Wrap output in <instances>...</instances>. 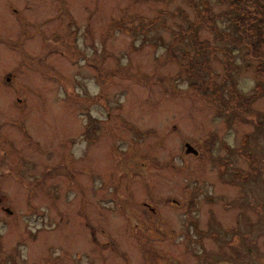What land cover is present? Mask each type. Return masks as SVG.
Segmentation results:
<instances>
[{
  "label": "rangeland",
  "instance_id": "obj_1",
  "mask_svg": "<svg viewBox=\"0 0 264 264\" xmlns=\"http://www.w3.org/2000/svg\"><path fill=\"white\" fill-rule=\"evenodd\" d=\"M249 1L0 0V264H264Z\"/></svg>",
  "mask_w": 264,
  "mask_h": 264
},
{
  "label": "flooded vegetation",
  "instance_id": "obj_2",
  "mask_svg": "<svg viewBox=\"0 0 264 264\" xmlns=\"http://www.w3.org/2000/svg\"><path fill=\"white\" fill-rule=\"evenodd\" d=\"M262 1H263L262 5L258 3L256 4L264 8V0ZM249 37L250 38L248 39H250V41L248 40V42H246L245 45L241 44L240 47H238L239 52H241V49L243 50L245 49L246 52H241L239 56L241 63L237 68L243 71L242 67L244 68L246 66L247 67L245 68L246 70H249V69L251 70V68L253 67L252 58L259 61L258 65L256 64L253 67V70L251 71L252 75H256V78L252 79L254 81L253 86H251L249 89L245 88L246 90H244L245 91L244 92V91H241L240 89L243 87L239 85L240 81L238 82L239 84H237L236 86L235 83L232 82L233 80L230 75L227 76V79H228L230 88L232 89L231 90L232 91L231 93L233 95L232 98L237 99L236 105H238L237 106L238 109H241V111H249V113H251V115L254 117L252 118L253 119L252 122L254 123V130L244 134L243 137L240 138L239 142L241 146L237 148L240 155L249 157L248 159L251 163L250 168L252 169V165H254V162L260 168V161L258 158H260L261 155H259L257 151L255 153V146L257 145L259 147L262 144L261 142L264 141V138L262 137L264 136V110H261L256 105L259 103L260 100H264V16L261 19V24L258 28V31L257 32L253 31V33H251ZM240 39H241V35H240ZM258 39L262 40V45H263L262 49L259 48L260 45L258 43ZM260 49L262 50L261 52H260ZM221 100L224 102L223 104L226 103V97H224L222 93H221ZM90 121H92L91 124H93V122L97 123L98 119L90 115ZM251 138H254V144H253V147H251V149L248 150L245 147L247 146L245 143L246 141L251 140ZM262 161L264 162V159ZM239 169H243V168L240 167ZM248 252H251V251H248ZM220 263L221 261H219L217 264H220Z\"/></svg>",
  "mask_w": 264,
  "mask_h": 264
},
{
  "label": "trees",
  "instance_id": "obj_3",
  "mask_svg": "<svg viewBox=\"0 0 264 264\" xmlns=\"http://www.w3.org/2000/svg\"><path fill=\"white\" fill-rule=\"evenodd\" d=\"M249 2H251V4L252 5H254V6H256V11L258 10V12L259 13H261L263 16H264V8H262L261 6H259V5H257L256 4V0H250ZM244 8V7H243ZM239 11H241V9H239L238 10V12ZM237 14H240V13H236V15H235V13L233 12V11H231L230 13H229V15L230 16H232V18L233 19H236V22H237V27H236V30L238 29V31L240 32V35L242 36L241 37V39H239L238 38V41L239 40H247L248 38H250L249 37V34H251L250 33V31H251V25L250 24H253V23H251L252 22V20L249 18V15H248V17L247 18H245L244 16H241V17H239L238 18V16H237ZM241 15V14H240ZM209 17H210V15H209ZM262 19V18H261ZM233 24H234V22H233ZM239 25V26H238ZM250 28V29H249ZM259 33V32H258ZM234 35V34H233ZM260 35V34H259ZM228 39H231L232 41H233V43L235 44L236 43V41H237V38L236 39H234V36H231V35H229L228 34ZM249 41H250V39H248ZM194 42V44L198 47V48H203L204 47V45L202 46L201 44H198L195 40H193ZM258 43H259V45H260V47L259 48H261L262 49V40L261 39H258ZM203 44H205L206 46H209L210 44L208 43V42H204ZM76 45V44H75ZM76 50H78L77 48H75ZM260 49V52L262 51ZM232 66L233 65H231V63H229V62H227L226 63V67L227 68H232ZM233 68H234V66H233ZM216 90H217V88H216ZM220 100H221V97H219V96H217Z\"/></svg>",
  "mask_w": 264,
  "mask_h": 264
},
{
  "label": "water",
  "instance_id": "obj_4",
  "mask_svg": "<svg viewBox=\"0 0 264 264\" xmlns=\"http://www.w3.org/2000/svg\"><path fill=\"white\" fill-rule=\"evenodd\" d=\"M186 152L187 153H197V150L194 149V147L192 145H190L189 143L186 144ZM223 264H228V263H223Z\"/></svg>",
  "mask_w": 264,
  "mask_h": 264
}]
</instances>
